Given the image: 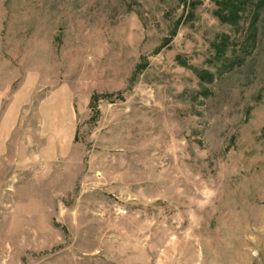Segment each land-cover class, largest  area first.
Here are the masks:
<instances>
[{"label":"rangeland","instance_id":"obj_1","mask_svg":"<svg viewBox=\"0 0 264 264\" xmlns=\"http://www.w3.org/2000/svg\"><path fill=\"white\" fill-rule=\"evenodd\" d=\"M224 1L0 0V264H264V0Z\"/></svg>","mask_w":264,"mask_h":264},{"label":"trees","instance_id":"obj_2","mask_svg":"<svg viewBox=\"0 0 264 264\" xmlns=\"http://www.w3.org/2000/svg\"><path fill=\"white\" fill-rule=\"evenodd\" d=\"M222 5L224 8L230 7L229 11L225 14H221L220 18L223 22H237L240 17V12L242 10L243 2L239 0H225ZM224 9L222 8L220 12L223 13Z\"/></svg>","mask_w":264,"mask_h":264}]
</instances>
